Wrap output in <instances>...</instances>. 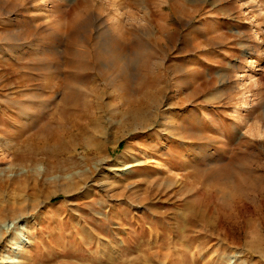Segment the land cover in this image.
I'll list each match as a JSON object with an SVG mask.
<instances>
[{
  "label": "rangeland",
  "instance_id": "1",
  "mask_svg": "<svg viewBox=\"0 0 264 264\" xmlns=\"http://www.w3.org/2000/svg\"><path fill=\"white\" fill-rule=\"evenodd\" d=\"M14 224L11 264H264V0H0Z\"/></svg>",
  "mask_w": 264,
  "mask_h": 264
},
{
  "label": "bare ground",
  "instance_id": "2",
  "mask_svg": "<svg viewBox=\"0 0 264 264\" xmlns=\"http://www.w3.org/2000/svg\"><path fill=\"white\" fill-rule=\"evenodd\" d=\"M23 218L24 217H19V218L16 219V221H19L21 219L23 220ZM16 225L17 224H14V227L13 228H11L9 226H6L3 229V231L0 230L1 231L0 243L3 241L4 238L11 237L10 235L14 234V229H15ZM14 240H15V238H11V242L12 243H15ZM0 264H11V262L8 260V258L5 257L4 254H1V256H0Z\"/></svg>",
  "mask_w": 264,
  "mask_h": 264
}]
</instances>
